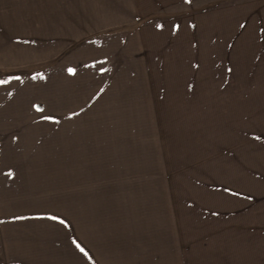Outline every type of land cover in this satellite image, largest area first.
I'll list each match as a JSON object with an SVG mask.
<instances>
[{
    "label": "rangeland",
    "instance_id": "obj_1",
    "mask_svg": "<svg viewBox=\"0 0 264 264\" xmlns=\"http://www.w3.org/2000/svg\"><path fill=\"white\" fill-rule=\"evenodd\" d=\"M258 26L264 0H0V78L23 79L0 86V219L72 223L0 225V264H87L70 237L95 264H264ZM30 102L85 112L36 124Z\"/></svg>",
    "mask_w": 264,
    "mask_h": 264
},
{
    "label": "snow or ice",
    "instance_id": "obj_2",
    "mask_svg": "<svg viewBox=\"0 0 264 264\" xmlns=\"http://www.w3.org/2000/svg\"><path fill=\"white\" fill-rule=\"evenodd\" d=\"M183 3L186 5H191L192 0H183ZM187 26L189 28L195 29L197 27L196 23L191 22L190 20L187 21ZM245 23H239L238 27L243 29L245 28ZM154 27L160 31H163L165 28L164 23H156ZM182 25L180 22H174L171 24L170 32L175 35L176 33H179L181 31ZM255 41L258 45H264V26H258L255 29ZM18 43H28L29 41H17ZM34 42V41H33ZM256 59H259V57H256ZM107 63V59L94 61L91 65H87V67L95 68L97 64H100L101 67L99 69L101 74L107 73L109 69L103 67L102 65ZM193 67L199 68L200 64L196 63L193 64ZM64 71L67 73L69 77L75 78L78 75V69L75 67H66ZM233 69L232 67L227 68L228 73H232ZM31 79L33 81H44L45 83L48 80V77L45 76L44 72L41 70H36L33 72ZM13 81H17L21 84H23V79L20 75H13V74H6L3 76V78H0V86H4V92L5 95L8 97H13L15 93L13 91L8 90L7 86H11ZM106 89L104 87H100L94 95L90 96L89 99L92 101H95L100 98L102 94H104ZM86 105L90 106L88 102H85ZM30 107L32 110H34L35 113L38 115L33 118V123L39 124L40 122H46L50 126H56L60 125L62 119L71 120L73 117L79 116L81 113L85 112V107H80L79 111H76L75 109L69 110L68 114L65 115L63 112H59L57 108L53 104H45L43 102H30ZM16 138V137H14ZM256 141H261L264 139V132L260 134H254L252 137ZM5 176L8 177H14L15 173L9 169L7 172L4 173ZM219 191H222L223 193H227L231 196H241L242 193L238 191H233L232 188L223 186ZM246 199L251 200L252 197L250 195L245 197ZM216 214V213H214ZM16 221H52L55 222L57 226H62L64 229H70L72 227L71 221L56 212H53L48 209H42V210H36L33 214H27V213H13L10 217V220L8 219H0V225L8 224L10 222L14 223ZM71 245L74 246V250L82 254L81 259L86 261L87 264H95V261L93 260V256L90 255V249L87 248L86 245H83L82 241L77 239L76 237H70Z\"/></svg>",
    "mask_w": 264,
    "mask_h": 264
}]
</instances>
